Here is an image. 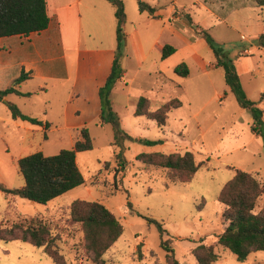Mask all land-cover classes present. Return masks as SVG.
I'll use <instances>...</instances> for the list:
<instances>
[{
    "label": "rangeland",
    "instance_id": "obj_1",
    "mask_svg": "<svg viewBox=\"0 0 264 264\" xmlns=\"http://www.w3.org/2000/svg\"><path fill=\"white\" fill-rule=\"evenodd\" d=\"M122 1L126 11L123 33L126 28L131 33L136 30L140 36L148 28L147 19L151 21L149 30L153 36L161 32L162 19L140 12L137 0ZM142 1L152 6L157 0ZM203 1L205 6H198L195 0H178L179 8H185L180 14L190 25L181 35L195 37L200 29L209 33L222 55L220 59L225 57L234 63L246 100L262 110L264 122V98H261L264 94V47L257 44L260 32H264V8L256 7L254 0ZM163 6L168 5L164 3ZM94 21L83 22L85 44L107 45L113 27L105 18ZM163 40L170 39L164 35ZM171 42L174 44L171 46L179 50L171 62H178L175 66L188 62V77L181 78L172 69L165 77L154 74L151 64L157 62L159 55L146 42L143 47L147 57L140 67L138 62L142 58L137 57L136 41L130 42L127 48L125 38L121 60H124L127 76L124 82H116L110 95L112 110L119 119L121 138L115 141L110 125H91L93 148L76 155L85 183L47 205L5 196L0 191L2 226L40 219L49 225L59 252L69 264H94L84 248L80 225L72 223L69 214V205L74 200H86L103 204L123 226L122 235L102 256L105 264H168L167 253L161 247L162 239L168 241L178 264H197L192 251L201 244L213 246L218 257L213 264H264L263 252L252 253L240 262L215 243L227 225L222 217L225 207L217 200L224 184L240 170L264 185V140L253 131L251 111L239 105L226 83L223 68L215 66L216 57L205 40L201 37L191 39V48L181 39ZM193 52L206 64L204 70L190 58ZM19 69L12 72L16 79L20 76L17 75ZM40 84L38 79L23 81L20 90L27 91L30 98L17 95L14 101L22 113L41 120L48 110L54 127H58L70 85L57 83L54 86L46 82L47 91L41 93L36 92ZM140 96L150 99L151 111L172 99H178L181 106L172 109L165 126L160 127L146 117L134 115ZM10 99L12 96L7 102L11 103ZM11 121L5 102H0V185L17 189L24 185L17 163L20 158L37 152L53 156L61 150H70L74 135L62 129L45 132L42 127L19 119L17 124ZM139 140H160L161 144L149 146ZM149 152L181 155L190 152L195 163L202 165L189 183H169L166 170L136 160L138 154ZM119 153L122 158L116 159ZM106 162L109 164L105 168ZM263 208L264 193L257 199L254 211ZM146 218L162 224L166 232L163 238L155 225L147 224ZM0 264L54 263L41 249L30 244L0 241Z\"/></svg>",
    "mask_w": 264,
    "mask_h": 264
},
{
    "label": "trees",
    "instance_id": "obj_2",
    "mask_svg": "<svg viewBox=\"0 0 264 264\" xmlns=\"http://www.w3.org/2000/svg\"><path fill=\"white\" fill-rule=\"evenodd\" d=\"M114 9L116 19V50L111 66L110 74L105 84L99 89L101 103L100 125H110L115 133V141L122 136L119 119L111 107L110 93L116 82L122 77L121 50L125 42L123 27L126 23V14L122 0H106ZM256 6L264 8V0H254ZM140 12L153 14L155 9L137 0ZM46 0H0V39L12 36L39 33L48 27ZM199 36L205 40L216 57V67H222L226 83L230 86L242 108L249 109L253 116V131L264 140L263 112L256 108L253 102L246 100L239 82V75L231 59L223 57L215 46V42L209 33L200 29ZM257 44L264 47V34L259 35ZM175 52L171 45L161 48V60L167 59ZM175 75L185 78L189 76L188 66L182 62L174 67ZM29 78L27 73H21L14 83L5 90H0V102L9 95L29 96V93H21L17 87ZM264 98V94L261 95ZM13 120L27 121L31 125L42 127L46 132L50 123L40 121L24 115L18 107L10 102H5ZM181 102L172 99L161 105L154 111L150 110V100L140 96L135 107V116L146 117L154 121L158 126H165L168 113L172 109L179 108ZM78 137L70 150H61L56 155L45 156L37 152L18 160L19 172L23 177L24 185L17 189H8L0 185V191L5 196L19 197L29 202L47 205L56 198L81 186L85 183L82 173L76 162L77 153L92 150L93 138L89 129L84 127L78 132ZM126 136V135H124ZM46 137V135L44 136ZM127 137V136H126ZM140 142L154 146L161 144L160 140H139ZM121 159V154L115 155ZM136 160L148 166L164 169L169 183L187 184L193 175L201 167V163H195L192 153L163 154L161 152L140 153ZM105 163V168L108 166ZM264 193V185H261L249 173L237 170L228 182L224 184L218 193L217 200L225 207L222 214L227 223L225 229L217 236L216 244L232 253L237 261H245L249 255L256 252L264 253V208L255 212L257 199ZM130 206V203H128ZM70 221L80 225L83 233V245L86 252L92 257L94 264H105L102 256L118 240L123 233V226L114 214L103 204L86 200H74L69 205ZM148 225H155L160 235L166 233L162 224L154 219L146 218ZM56 237L52 235L49 225L40 219L32 218L28 222L14 223L10 227L0 223V241H20L41 249L54 264H69L59 252L56 245ZM161 247L166 254L168 264H178L173 257V250L168 246V241H161ZM197 264H213L218 257L213 246L201 244L192 251Z\"/></svg>",
    "mask_w": 264,
    "mask_h": 264
},
{
    "label": "crops",
    "instance_id": "obj_3",
    "mask_svg": "<svg viewBox=\"0 0 264 264\" xmlns=\"http://www.w3.org/2000/svg\"><path fill=\"white\" fill-rule=\"evenodd\" d=\"M195 1L198 6H205L203 0ZM164 3L168 5L166 8L163 6ZM46 4L49 24L45 30L25 36L0 39V90L15 86L16 76L12 72L19 67L17 75H21L23 72L27 73L29 78L26 81L38 79L42 82L36 92H46L48 87L46 82H51L54 86L57 83H60L61 86L70 85L65 102L61 107L60 118L57 122L59 126L54 127L55 122L48 116V110H45V116L42 120L36 119L50 123L49 130L62 129L74 135L73 140L75 142L78 137L77 132L81 128L86 127L89 129L93 124L100 125L99 89L105 84L110 74L116 50L114 9L106 0H46ZM148 5L155 9L151 15L152 18L162 19L160 20L163 24L161 32L153 36L149 30L151 21L147 19L146 27L148 28L140 36L136 30L131 33L128 29H124L125 46L128 48L130 42L136 41L138 45L137 57L142 58V61L138 62L141 67L147 57L143 47L144 42L150 43V49H155L159 55L157 62L154 61L151 64L153 66L151 69L154 70V74L165 77V73L170 69L173 70L178 63L171 62V59L179 50L177 46H173L175 52L167 59L161 60L160 54L163 45H174L171 41L176 38L181 39L188 48H191L190 40L199 39L200 37L196 33L194 34L195 37L186 34L187 37L185 38L181 35V31L185 32L190 25L180 14L185 8H179L178 0H157L155 5ZM113 17L114 21H112ZM96 18L107 19L108 24L113 27L111 40L107 45L88 46L85 44L82 35L83 22L90 24ZM261 34H264V32H260L259 35ZM164 35H167L170 40L164 41ZM190 58L201 70L205 69L206 64L195 52L192 53ZM123 61L121 60L122 69ZM185 64L189 66L188 62ZM126 76V71L123 69V75L118 81L124 82ZM20 86L21 84L17 89L21 93H28L27 91H21ZM9 96H12L11 103L17 106V102L14 101V98H17L15 94H9L3 102H7ZM26 116L35 118L31 114ZM11 123L17 124L16 120L13 119Z\"/></svg>",
    "mask_w": 264,
    "mask_h": 264
}]
</instances>
